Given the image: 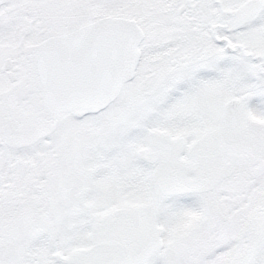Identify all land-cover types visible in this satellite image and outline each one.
<instances>
[{
    "label": "snow or ice",
    "instance_id": "snow-or-ice-1",
    "mask_svg": "<svg viewBox=\"0 0 264 264\" xmlns=\"http://www.w3.org/2000/svg\"><path fill=\"white\" fill-rule=\"evenodd\" d=\"M0 264H264V0H0Z\"/></svg>",
    "mask_w": 264,
    "mask_h": 264
}]
</instances>
